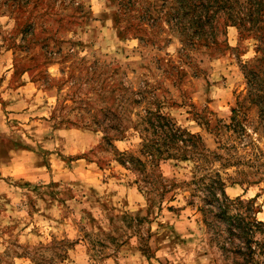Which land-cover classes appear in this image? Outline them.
<instances>
[{
	"label": "rangeland",
	"instance_id": "obj_1",
	"mask_svg": "<svg viewBox=\"0 0 264 264\" xmlns=\"http://www.w3.org/2000/svg\"><path fill=\"white\" fill-rule=\"evenodd\" d=\"M218 175L264 222V0H0V264H230Z\"/></svg>",
	"mask_w": 264,
	"mask_h": 264
},
{
	"label": "trees",
	"instance_id": "obj_2",
	"mask_svg": "<svg viewBox=\"0 0 264 264\" xmlns=\"http://www.w3.org/2000/svg\"><path fill=\"white\" fill-rule=\"evenodd\" d=\"M232 113L236 114V111L233 109ZM156 119V124L150 123L154 135L152 146L156 148V153L149 155L154 158L171 156L167 149L176 146L183 133L171 124L168 125L165 118L156 115ZM109 128L117 132L121 130L119 123H111ZM186 136L188 139L182 140L184 143L196 137L189 133ZM161 147L166 150H161ZM135 160L137 164H143L140 159ZM225 185L218 175L205 187L210 198L205 199L206 203L200 207L203 222L207 227L211 225L206 218L210 213L212 221L216 223L212 226L221 229L225 225L220 233V248L225 258L231 261L230 264H264V222L256 218L258 209H255L251 200L243 202L240 198L229 199L224 192Z\"/></svg>",
	"mask_w": 264,
	"mask_h": 264
}]
</instances>
